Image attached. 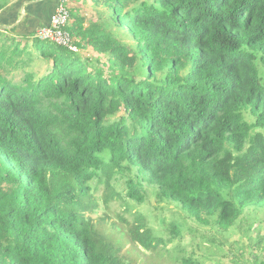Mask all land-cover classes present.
<instances>
[{
	"label": "trees",
	"instance_id": "obj_1",
	"mask_svg": "<svg viewBox=\"0 0 264 264\" xmlns=\"http://www.w3.org/2000/svg\"><path fill=\"white\" fill-rule=\"evenodd\" d=\"M78 1L95 17L69 9L76 52L0 27V264H137L91 217L102 176L105 203L114 178L138 203L155 188L240 264L225 235L264 214V0ZM168 225L136 215L128 238L157 250L181 235ZM166 255L201 264L184 240Z\"/></svg>",
	"mask_w": 264,
	"mask_h": 264
},
{
	"label": "rangeland",
	"instance_id": "obj_2",
	"mask_svg": "<svg viewBox=\"0 0 264 264\" xmlns=\"http://www.w3.org/2000/svg\"><path fill=\"white\" fill-rule=\"evenodd\" d=\"M39 4L42 10L45 11H48L51 5L48 0H42ZM69 4V9L79 8L78 14L83 15L86 20L95 17L91 1L84 3L72 0ZM16 5H14L15 8L13 9L10 6L4 11H0V23L6 22L10 28L29 35L37 22L41 24V20L36 17L29 18V13L21 16V11L25 6L19 4L18 8H16ZM14 10H16L15 14H13ZM78 53H81V51ZM34 66L36 67L34 70L44 71L45 64L42 60L37 58ZM101 180L102 182L97 185V190L94 191V196L98 198V207L91 214V217L95 221L98 220L105 234L121 247L120 254L127 252L137 264H172L173 259L171 256L168 257L166 255V248L170 249L177 241L184 240L186 253H193L198 256L201 264H231L230 258L224 257L217 245L209 247V243L206 240L210 235L217 236L216 228L197 224L195 220L187 216L185 212L173 203L157 201L155 188L145 185L144 200L142 203H138L125 196V186L121 181L114 178L110 181L113 188L110 192H118L120 196H115L105 203L103 201V192H106L104 189V176L101 177ZM136 215L144 218L147 226L152 228L156 236H163L168 233V224L172 221H177L182 227L181 235L175 238L173 242H168L167 245L160 244L157 250L144 251L139 245L132 243L127 234L128 227L134 221ZM249 224H251V228L247 231ZM259 234L264 235V214H261L260 210L252 211L251 215H243L225 235L227 240L235 242L236 247L243 249V256L239 259L240 264H253L251 251L256 252V250H252L248 245L258 240H262L264 243ZM196 242H200L204 248L202 250L194 248ZM223 247L229 250L228 243H225ZM234 252L235 250H231V253Z\"/></svg>",
	"mask_w": 264,
	"mask_h": 264
},
{
	"label": "built area",
	"instance_id": "obj_3",
	"mask_svg": "<svg viewBox=\"0 0 264 264\" xmlns=\"http://www.w3.org/2000/svg\"><path fill=\"white\" fill-rule=\"evenodd\" d=\"M69 15L68 0H57L56 7L50 15L49 23L37 28L33 38L39 41H50L69 50L77 51L76 47L72 45L69 34L65 30Z\"/></svg>",
	"mask_w": 264,
	"mask_h": 264
},
{
	"label": "crops",
	"instance_id": "obj_4",
	"mask_svg": "<svg viewBox=\"0 0 264 264\" xmlns=\"http://www.w3.org/2000/svg\"><path fill=\"white\" fill-rule=\"evenodd\" d=\"M41 2H42V0H16L15 2L12 3V5H10L12 9L15 8L14 5H16V4H17L16 8H18L19 4L24 5L25 7L21 11V16L27 15L29 13V18H32V17L40 18L41 24L39 22L36 23V25L33 27V30H32L33 34L37 28H39L40 26H45L49 23L50 15L53 13V11L56 7V4H57V0H48V2L51 3V5L49 6L50 8L48 9V11H45V10H42V7H40L39 3H41ZM15 13H16V10H14L13 14H15ZM0 27L7 29L9 31H12V30H10L11 28L8 26V24L6 22H4L3 24L0 23ZM13 31H15V33L18 34L19 36L28 37L27 34L21 32L17 29H15V30L13 29ZM33 34H32V36H33Z\"/></svg>",
	"mask_w": 264,
	"mask_h": 264
}]
</instances>
